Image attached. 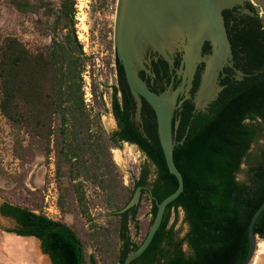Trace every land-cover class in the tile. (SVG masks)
Returning <instances> with one entry per match:
<instances>
[{"label": "trees", "instance_id": "obj_1", "mask_svg": "<svg viewBox=\"0 0 264 264\" xmlns=\"http://www.w3.org/2000/svg\"><path fill=\"white\" fill-rule=\"evenodd\" d=\"M12 3L22 13L45 7L54 15L45 2L40 6L27 0ZM75 11V0H62L52 29L56 34L67 30V34L53 39L47 54L31 52L16 37L2 40L1 110L15 129L24 130L32 142L43 145L46 156L55 149L58 166L62 161L69 167L71 180L82 178L109 191L107 205L113 212L123 209L138 187H147L137 208L114 214L118 246L114 264H124L149 232L139 242L132 235V229L135 236L141 230L138 215L143 201L151 206L149 230L155 219L157 207L149 191L162 202L177 190L178 180L167 167L154 110L143 101L144 125L138 127L133 120L136 102L132 95L122 94L118 75L112 87L111 111L119 131L107 134L101 114L87 110L82 90L84 51L76 34ZM222 85L208 110L193 113V105L186 102L175 111L174 139L185 138L173 152L184 177V192L168 205L150 246L131 264H242L246 259L249 225L264 202V70ZM122 142L137 146L155 167L153 179L150 169L141 167L130 191L118 180L111 154V147ZM16 144V156L25 159L22 144ZM241 173L244 181L238 178ZM73 185L81 213L87 215L80 183ZM124 190L129 192L125 200ZM180 211L189 225L183 237L182 229L177 228ZM0 213L18 223V228L7 232L38 239L52 264H98L93 255L87 258L79 234L66 223L9 202L2 204ZM255 232L264 239V211Z\"/></svg>", "mask_w": 264, "mask_h": 264}, {"label": "water", "instance_id": "obj_2", "mask_svg": "<svg viewBox=\"0 0 264 264\" xmlns=\"http://www.w3.org/2000/svg\"><path fill=\"white\" fill-rule=\"evenodd\" d=\"M114 43L120 90L135 98L139 112L143 99L154 110L167 167L178 180L177 190L162 202L149 191L157 212L144 242L126 258L124 264H131L150 246L168 205L184 192L173 156L176 144L185 140L173 136L179 96L190 98V92L200 90L196 102L204 107L222 90L219 84L264 70V0H118ZM143 190L138 187L113 214L137 208ZM263 211L264 202L251 219L242 264L254 260L262 239L255 224Z\"/></svg>", "mask_w": 264, "mask_h": 264}, {"label": "rangeland", "instance_id": "obj_3", "mask_svg": "<svg viewBox=\"0 0 264 264\" xmlns=\"http://www.w3.org/2000/svg\"><path fill=\"white\" fill-rule=\"evenodd\" d=\"M27 1L37 6L42 2L50 4L54 15L48 14L45 7H39L35 12L22 13L15 8L13 0H0V43L8 36L16 37L31 52L47 54L52 40L62 39L67 34V30H59L57 35L52 29L62 0ZM117 5L118 0H75V29L84 51L83 94L85 95V86L88 83L91 84L92 90L91 102L85 104L91 114H101V124L107 134L117 128L111 111L112 87L117 84L114 43ZM1 100L0 87V203L7 201L43 212L47 196L57 197L61 212L60 216H56V220L76 230L85 245L87 258L93 255L98 264H114L118 247L117 232L114 230L117 219L114 217V210L107 205L109 191L82 178L71 180L69 167L62 161L58 166V157L53 146V151L46 156L45 148L40 142H32L24 130L15 129L2 113ZM18 141L27 155L25 159L16 156ZM111 154L117 166L115 173L118 180L129 191L133 188L141 167H148L151 171L150 179L154 178V165L137 146L121 143L118 147H111ZM238 178L244 181L245 174L241 173ZM79 183V191L85 194L84 207L88 209L87 215L82 214L78 206L73 184ZM128 194L129 192L124 190L123 200ZM150 208V203L143 201L138 215L141 221L139 235L135 236V229H132V235L137 242L149 231ZM9 227L10 223L0 219V236H5L4 229ZM177 228L182 229L181 237L189 230L182 211L179 213ZM18 240L21 238H17ZM24 241L28 242L23 238L22 242ZM0 245L2 246L1 240ZM262 245L264 239H259L251 264L259 260ZM184 248L186 252L189 251L187 245ZM262 255L264 257V252Z\"/></svg>", "mask_w": 264, "mask_h": 264}, {"label": "crops", "instance_id": "obj_4", "mask_svg": "<svg viewBox=\"0 0 264 264\" xmlns=\"http://www.w3.org/2000/svg\"><path fill=\"white\" fill-rule=\"evenodd\" d=\"M4 202L0 203V208ZM35 212L44 215L42 211ZM0 219L11 224V227L4 229L5 236H0V240L2 241V246L0 245V264H52L49 256L44 254L41 242L38 239L34 237L18 236L16 233L7 232L9 229L18 228V223L16 220L5 217L1 213ZM3 238L5 241H3ZM17 238H21V240L17 241ZM23 238L28 242H22Z\"/></svg>", "mask_w": 264, "mask_h": 264}, {"label": "flooded vegetation", "instance_id": "obj_5", "mask_svg": "<svg viewBox=\"0 0 264 264\" xmlns=\"http://www.w3.org/2000/svg\"><path fill=\"white\" fill-rule=\"evenodd\" d=\"M115 66H116V62H115ZM117 67V66H116ZM116 77H117V73H116ZM244 76H241V77H238V78H236V79H238V80H241L242 78H243ZM223 84V83H222ZM222 84H219L218 85V87H221L222 89H223V85ZM200 90H198V91H194V92H190V95H191V97L190 98H187L186 96H185V94H183V95H180L179 96V98H178V106H177V109L176 110H178V109H180V108H183V106H184V104L186 103V102H190L192 105H193V110H192V112L193 113H198V112H201V111H206V110H208V108H209V106H210V104L213 102V101H215V99H217V97H218V95L220 94V92L222 91H219L218 93H217V97L215 98V99H213V100H210V101H207V103H206V105L203 107V106H198L197 105V102H196V99H197V95H198V92H199ZM134 98V97H133ZM134 100H135V98H134ZM143 101H144V99L142 100V107H141V111L139 112L138 111V107H137V102H136V100H135V102H136V108H135V111H134V114H133V120L135 121V123H136V125L139 127H143ZM116 120V119H115ZM116 125H117V128H116V130H114L112 133H110V134H114L115 132H117V131H119V127H118V123H117V121H116ZM122 143H127V142H122ZM130 145H132V144H130ZM144 188H147V187H144Z\"/></svg>", "mask_w": 264, "mask_h": 264}, {"label": "built area", "instance_id": "obj_6", "mask_svg": "<svg viewBox=\"0 0 264 264\" xmlns=\"http://www.w3.org/2000/svg\"><path fill=\"white\" fill-rule=\"evenodd\" d=\"M85 102L89 103L91 102L92 98V90H91V84H87L85 86ZM43 214L52 220H56V216H60V208L58 206V200L57 197L54 196H47L45 206L43 209Z\"/></svg>", "mask_w": 264, "mask_h": 264}, {"label": "bare ground", "instance_id": "obj_7", "mask_svg": "<svg viewBox=\"0 0 264 264\" xmlns=\"http://www.w3.org/2000/svg\"><path fill=\"white\" fill-rule=\"evenodd\" d=\"M211 88H212V87H208V88H206V89L204 90V92H203V95H204V96L208 95V94L210 93ZM261 247H262L261 256H260L259 260L255 262V264H264V257H263V255H262V253L264 252V251H263V250H264V245H262Z\"/></svg>", "mask_w": 264, "mask_h": 264}]
</instances>
